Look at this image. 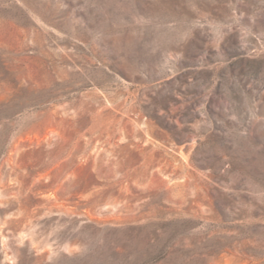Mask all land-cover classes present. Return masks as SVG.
<instances>
[{"label": "rangeland", "instance_id": "374dc122", "mask_svg": "<svg viewBox=\"0 0 264 264\" xmlns=\"http://www.w3.org/2000/svg\"><path fill=\"white\" fill-rule=\"evenodd\" d=\"M0 264H264V0H0Z\"/></svg>", "mask_w": 264, "mask_h": 264}]
</instances>
